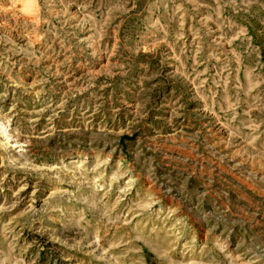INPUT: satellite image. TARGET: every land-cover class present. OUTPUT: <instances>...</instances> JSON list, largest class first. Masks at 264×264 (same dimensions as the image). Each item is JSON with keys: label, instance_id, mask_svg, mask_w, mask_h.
<instances>
[{"label": "rangeland", "instance_id": "rangeland-1", "mask_svg": "<svg viewBox=\"0 0 264 264\" xmlns=\"http://www.w3.org/2000/svg\"><path fill=\"white\" fill-rule=\"evenodd\" d=\"M0 264H264V0H0Z\"/></svg>", "mask_w": 264, "mask_h": 264}]
</instances>
